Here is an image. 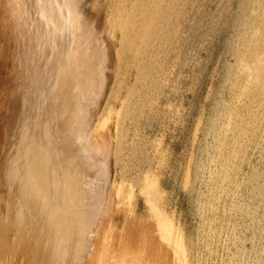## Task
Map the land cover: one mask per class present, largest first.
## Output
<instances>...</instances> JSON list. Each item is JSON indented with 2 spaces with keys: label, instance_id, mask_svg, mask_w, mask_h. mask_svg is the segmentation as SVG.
Instances as JSON below:
<instances>
[{
  "label": "rangeland",
  "instance_id": "1",
  "mask_svg": "<svg viewBox=\"0 0 264 264\" xmlns=\"http://www.w3.org/2000/svg\"><path fill=\"white\" fill-rule=\"evenodd\" d=\"M67 1L104 63L63 90L32 50L49 2L0 0V264H264V0ZM139 2L168 23L125 28Z\"/></svg>",
  "mask_w": 264,
  "mask_h": 264
},
{
  "label": "bare ground",
  "instance_id": "2",
  "mask_svg": "<svg viewBox=\"0 0 264 264\" xmlns=\"http://www.w3.org/2000/svg\"><path fill=\"white\" fill-rule=\"evenodd\" d=\"M24 1V0H23ZM48 2H49V4H46V6H45V9H44V15H43V20H41V24H39V25H41V27H39V29H38V31H36V33H34L35 35L33 36L34 37V39H32L31 38V43L33 44V42H34V44L35 43H37L36 45H33L34 47H32V48H30V49H32L33 51H35V53L34 54H38L39 56H41L42 57V61H40V60H38V61H40V63H41V65H42V68H43V72H44V75H45V80H46V86L48 85L47 84V82L48 81H50L53 85H56L57 87H59V89L62 87V89L64 90V89H66V86L68 85V83L69 82H73L74 83V81L76 80V79H79V78H81V75H84L83 74V72H84V70L86 69V72H89V70H90V72L92 71L93 72V70H98L99 72V74H101L100 73V69H102L103 67H102V64L104 63V60H103V56H101V55H99V53L100 52H102V51H100L101 49L99 48V49H97V47L95 48L93 45H92V36L94 35H91L90 33H88V31L86 32L85 30H87V28L84 30L83 29V27L84 26H86L85 25V23H84V25L82 26V24L83 23H81V20H80V18H77L76 17V15H75V10L73 11V10H70V8H69V5L67 4L69 1H67V0H60V2H61V5L64 7V10H63V8H61L60 9V11L61 12H63L66 16H64L63 17V21L62 22H60V20L59 19H57V13H56V10H55V5H54V7H53V5H52V0H47ZM58 1V0H57ZM37 2V1H36ZM146 2H147V0H146ZM164 2V1H163ZM35 3V2H34ZM40 3V2H39ZM135 3V2H134ZM137 3V2H136ZM145 3V2H144ZM42 4V3H41ZM58 4H60L59 2H58ZM163 4V3H162ZM4 5V4H3ZM24 5V4H23ZM138 8H137V6H136V8L137 9H135L134 7V9L135 10H139L138 12L136 11H134L135 13L132 15L133 17H131V20H129L130 21V24L128 25L127 24V26H125V28H128V26H132V27H138V26H140L141 25V28H143V31H144V33L146 34V32H148V36L150 35V33L151 34H153V33H155V32H157V31H160V29H161V27H160V25L158 26V22L159 23H164V22H167L168 20H167V17H163L162 18V16H160L158 13H157V17H153V15H154V13H152L149 17H150V19H149V22H147L146 24H144V20H146L147 18H144V16H147V13L146 12H150V10L149 11H147L146 10V6L144 7L143 6V4H141V2H139L138 4ZM160 5V4H159ZM166 5V4H165ZM22 6V5H21ZM68 6V8H66ZM162 6V5H161ZM144 7V8H143ZM170 7V6H169ZM3 8V7H2ZM38 8V7H37ZM41 8H42V6H41ZM66 8V9H65ZM163 8V7H162ZM10 9V8H9ZM14 8H12V9H10L11 11L13 10ZM39 9V8H38ZM149 9H152V11L154 12V10H153V8H149ZM156 9V8H155ZM172 9V8H171ZM40 10V9H39ZM157 10V9H156ZM41 12H42V10H40ZM10 12V11H9ZM13 12V11H12ZM17 12H19V11H17ZM36 12V11H35ZM125 12V11H124ZM133 12V11H132ZM164 12V11H163ZM167 12V11H166ZM169 12V11H168ZM116 13V12H115ZM20 14V13H19ZM121 14V13H120ZM129 14V13H128ZM135 14H136V16H135ZM165 14V13H164ZM169 14V13H168ZM172 14V13H171ZM11 15V14H10ZM13 15V14H12ZM29 15V14H28ZM37 15V14H36ZM42 15V14H41ZM149 15V14H148ZM16 16V15H15ZM26 16V15H25ZM40 16V15H39ZM80 16V15H79ZM78 16V17H79ZM121 16V15H120ZM172 16V15H171ZM17 17V16H16ZM116 17V16H115ZM25 18V17H24ZM119 18V17H118ZM118 18H116V20H115V22L117 21V19ZM144 19L143 20V24H144V26H142V23L140 24L139 22L140 21H138V20H142V19ZM122 19V18H121ZM17 20V19H16ZM15 20V21H16ZM123 20V19H122ZM121 20V21H122ZM127 20V19H126ZM169 20H170V18H169ZM14 21V20H13ZM14 21V22H15ZM121 21H120V23H121ZM128 21V22H129ZM21 22H22V18H21ZM119 22V21H118ZM117 22V23H118ZM123 23L125 22V21H122ZM138 22V23H137ZM17 23V22H16ZM168 23V22H167ZM167 23H165L166 25H168ZM112 24V23H111ZM16 25V24H15ZM22 25H25V24H23V22H22ZM117 25V24H116ZM164 25V24H163ZM166 25H164V26H166ZM170 25V24H169ZM21 27V26H20ZM24 27V26H23ZM91 27V26H90ZM117 27H119V25L117 26ZM163 27V26H162ZM89 28V27H88ZM122 28V27H121ZM120 28V30L121 31H123V32H126L127 30L125 29V28H123V29H121ZM131 28V27H130ZM140 27L138 28V31H140V29H141ZM170 29H171V27H169ZM20 30V29H19ZM89 30V29H88ZM130 30V29H129ZM128 30V31H129ZM131 30H132V28H131ZM167 30H168V28H167ZM166 30V31H167ZM21 31V30H20ZM163 31V30H162ZM91 32V31H90ZM122 32V33H123ZM132 32V31H131ZM134 32V31H133ZM168 32V31H167ZM170 32V31H169ZM15 33V32H14ZM17 34H18V32H16ZM161 33H163V32H161ZM90 34V35H89ZM124 34V39H125V33H123ZM126 34H127V32H126ZM136 34H138V33H136ZM166 34V33H165ZM33 35V34H32ZM31 35V36H32ZM37 35V36H36ZM129 35V34H128ZM134 35V34H133ZM152 36V35H151ZM150 36V37H151ZM161 36V35H160ZM159 36V37H160ZM26 37H27V35H26ZM123 37V36H122ZM128 36H126V40H124L125 42H127V41H129V39L127 38ZM143 37H144V35H143ZM156 37V36H155ZM165 37V36H164ZM28 38V37H27ZM21 39V38H20ZM142 39H147L146 37L145 38H142ZM161 39V38H160ZM15 40V39H14ZM29 40H30V37H29ZM28 40V41H29ZM93 40H96V39H93ZM131 40V39H130ZM144 40V42H146ZM153 40V39H152ZM157 40H159V38L157 39ZM163 40V39H162ZM27 41V42H28ZM97 41V40H96ZM140 41V40H139ZM154 41H156V40H154ZM26 42V43H27ZM24 43V42H23ZM97 43V42H96ZM134 43V42H133ZM132 43V44H133ZM139 43H141V42H139ZM143 43V42H142ZM151 43V42H150ZM157 43V42H156ZM155 43V44H156ZM162 43V42H161ZM127 44L129 45H127L128 47H130V44L127 42ZM135 44V43H134ZM154 44V43H153ZM160 44V43H159ZM96 45H98V44H96ZM140 45V44H139ZM144 45V44H143ZM161 45V44H160ZM28 46V45H27ZM29 46H31V44L29 45ZM132 46V45H131ZM146 47H147V45H145ZM149 46V45H148ZM155 46V45H154ZM132 47H134V45L132 46ZM141 47V46H140ZM152 47V46H151ZM22 48H23V46H22ZM22 48H20V49H22ZM90 48H93L92 50H91V53L89 54L88 53V50L90 49ZM139 48V47H138ZM144 48V47H143ZM155 48V47H154ZM119 49V48H118ZM126 49V48H125ZM134 49V48H133ZM133 49H131L130 50V52H132L133 53V56H134V59L136 60V57L140 54V52H139V49H137V50H135L134 52H133ZM152 49H153V47H152ZM26 50V49H25ZM144 50V49H143ZM23 51V49L22 50H20V52H22ZM100 51V52H99ZM145 51H146V49H145ZM24 52V51H23ZM143 52V51H142ZM147 52H149V51H147ZM102 53H104V52H102ZM23 55V53H20L19 54V57H20V55ZM31 56V55H30ZM97 56V58L98 59H95V57ZM105 56V55H104ZM131 56H132V54H131ZM139 57V56H138ZM150 57H151V55H150ZM21 58V57H20ZM19 58V59H20ZM30 59V58H29ZM95 59V60H94ZM142 59V58H141ZM22 60V59H21ZM26 60V59H25ZM33 60V59H32ZM32 60H30V61H32ZM98 60V62L97 63H95V64H93V62L95 61H97ZM143 61H145L144 59H142ZM149 60V59H148ZM154 60V59H153ZM34 61V60H33ZM21 62V61H20ZM27 62H29V61H27ZM97 64V65H96ZM143 63H141V65H140V63L139 62H136V69H137V71H140V72H142V70H141V67H143L144 65H142ZM150 65V64H149ZM146 66V65H145ZM138 67V68H137ZM93 69V70H92ZM38 70V69H37ZM41 70V69H40ZM40 70H39V72H40ZM38 72V73H39ZM37 73V74H38ZM97 73V74H98ZM41 74V73H40ZM43 74V73H42ZM41 74V75H42ZM98 74V75H99ZM88 75H89V73H88ZM24 76V75H23ZM35 76V75H34ZM85 76V75H84ZM87 76V75H86ZM96 76V75H95ZM37 77V76H36ZM42 77V76H41ZM44 77V76H43ZM97 77V76H96ZM32 78V77H31ZM86 78V77H85ZM98 78H101V75H99V77ZM97 78V79H98ZM42 79V78H41ZM74 79V80H73ZM82 79H84L83 77H82ZM90 79V78H89ZM146 79V78H145ZM33 80V79H32ZM85 80V79H84ZM95 80V79H94ZM99 80V79H98ZM150 80V79H149ZM19 81V80H18ZM87 81V80H86ZM93 81V80H92ZM100 81V80H99ZM102 81V80H101ZM35 82H37V81H35ZM76 82V81H75ZM51 83H50V85H48V86H52L51 85ZM73 83L71 84V85H73ZM99 83V82H98ZM60 84V85H59ZM75 84V83H74ZM76 84H77V82H76ZM78 84L79 85H81L80 83H79V81H78ZM85 83H83L81 86H83ZM97 84V83H96ZM117 84V83H116ZM141 84V83H140ZM43 85V84H42ZM87 85V84H86ZM94 85V84H93ZM47 86V87H48ZM56 86H53L54 88L56 87ZM74 86H76V85H74ZM78 86V85H77ZM49 87V88H50ZM56 87V89H58ZM117 87V86H116ZM52 88V87H51ZM76 88V87H75ZM78 88V87H77ZM83 89H84V86L82 87ZM85 88H86V86H85ZM88 88V87H87ZM93 88V87H92ZM95 88V87H94ZM99 88V87H98ZM148 88V87H147ZM68 89V88H67ZM83 89H82V91H83ZM86 90V89H85ZM96 90V89H95ZM113 90V89H112ZM81 91V90H80ZM87 91V90H86ZM93 91V90H92ZM97 91V90H96ZM131 91V90H130ZM129 91V92H130ZM58 92V91H57ZM73 92V91H72ZM79 92V91H78ZM91 92V91H90ZM128 92V93H129ZM132 92V91H131ZM43 93V92H42ZM67 93V92H66ZM70 93V92H69ZM69 93H67V94H69ZM81 93V92H80ZM137 93V92H136ZM82 94V93H81ZM91 94H92V92H91ZM97 94V93H96ZM31 95V94H30ZM54 94H52V96H53ZM60 95V94H59ZM90 95V94H89ZM65 96V95H64ZM69 96V95H68ZM67 96V97H68ZM79 96H81V95H79ZM128 96H130V93L128 94ZM53 97H55V95L53 96ZM52 97V98H53ZM82 97V96H81ZM84 97V96H83ZM32 98V97H31ZM34 99V98H33ZM41 99V98H40ZM65 99H66V96H65ZM140 99V98H139ZM53 100V99H52ZM68 100H70V99H68ZM68 100H66V101H68ZM78 100V99H77ZM78 101H80V100H78ZM77 101V102H78ZM143 101V100H142ZM51 102V101H50ZM62 102L64 103V101L62 100ZM127 102V100L125 101V103ZM62 103V104H63ZM75 102H73V105H76V103L74 104ZM46 104V103H45ZM50 104V103H49ZM51 104H52V102H51ZM141 104H142V102H141ZM60 105V104H59ZM65 105V104H64ZM67 105H69V102H68V104ZM66 105V106H67ZM124 106L123 107H125V104H123ZM140 105V104H139ZM52 107V106H51ZM50 107V108H51ZM59 107V106H58ZM69 107V106H68ZM122 107V106H121ZM123 107H122V109H123ZM128 107V106H127ZM136 107V106H135ZM137 107H138V105H137ZM141 107V106H140ZM140 107H138V108H140ZM53 108V107H52ZM74 108H75V106H74ZM126 108V107H125ZM124 108V109H125ZM49 109V108H48ZM54 109V108H53ZM52 109V110H53ZM71 110H73V106L71 105V108H70ZM55 110V111H54ZM53 111L56 113V109H54ZM61 110V109H60ZM148 110V109H147ZM49 112H51V110L49 111ZM81 112V111H80ZM133 112V111H132ZM143 112V111H142ZM59 113V112H58ZM74 113V112H73ZM73 113H71V114H73ZM120 113H121V110H120ZM137 113V112H136ZM123 114V113H122ZM32 115V114H31ZM53 115V114H52ZM121 115V114H120ZM133 115V114H132ZM50 116V115H49ZM54 116V115H53ZM57 117V116H56ZM105 117V116H104ZM64 118V117H63ZM67 118H70V116L68 115V117ZM34 119V118H33ZM76 119V118H75ZM125 119H126V115L125 114H123V116H122V118H119L118 119V121H117V127H118V129L120 128V131H121V127H122V124H124V121H125ZM63 122H62V124H61V134L63 133L64 134V132L67 130V127L69 126V120L66 122V120L64 119V120H62ZM75 121V120H74ZM79 121V120H78ZM81 121V120H80ZM79 121V122H80ZM102 121V120H101ZM31 122V121H30ZM75 123V122H74ZM83 123V122H82ZM81 123V124H82ZM86 123V122H85ZM97 123V122H96ZM71 124V123H70ZM73 124V123H72ZM71 124V125H72ZM87 124V123H86ZM99 124V123H98ZM85 125V124H84ZM83 125V126H84ZM80 126L81 125H79V127H77V128H79L80 129ZM82 126V127H83ZM100 126V125H99ZM101 126H103V125H101ZM50 128V127H49ZM73 128H75V131H76V127H73ZM85 128V127H84ZM78 129V130H79ZM94 129V128H93ZM58 130V133H59V129H57ZM77 130V131H78ZM82 130V129H81ZM74 132V130H71V132ZM92 131H94V130H92ZM56 132V131H55ZM54 132V133H55ZM69 132V131H68ZM46 133V132H45ZM62 134V135H63ZM106 134V133H105ZM56 135H57V133H56ZM55 135V136H56ZM104 136H106V135H104ZM57 137V136H56ZM55 137V138H56ZM74 137H75V135H74ZM117 137H118V140H121V132L120 133H118L117 134ZM65 139V140H64ZM64 139H62V141L64 140L65 142L68 140V138L66 137V138H64ZM74 140V139H73ZM103 140V139H102ZM105 141V140H104ZM68 142H69V140H68ZM119 142V144H120V141H118ZM50 143V142H49ZM25 144V143H24ZM65 146V149H69V148H72V147H70L69 146V144L67 143V144H65V145H63V147ZM71 146H73V145H71ZM28 147V146H27ZM121 147V146H120ZM52 148V147H51ZM27 149V148H26ZM73 149V148H72ZM121 149V148H120ZM24 150V149H23ZM50 150V149H49ZM74 150V149H73ZM38 151V150H37ZM63 151V150H62ZM66 152V151H65ZM33 153V152H32ZM50 153H52L51 151H50ZM34 154V153H33ZM47 154V153H46ZM66 154V153H65ZM75 154V153H74ZM78 154V153H77ZM22 155V154H21ZM68 154H66V156H67ZM76 155V154H75ZM74 155V156H75ZM44 156V155H43ZM74 156H72L71 158H73ZM48 158V157H47ZM44 159V158H43ZM46 159V158H45ZM49 159V158H48ZM47 159V160H48ZM51 159V158H50ZM89 159V158H88ZM21 160H22V157H21ZM33 160V159H32ZM38 160V159H37ZM30 161V160H29ZM35 161V160H34ZM39 161H42V159L40 160L39 159ZM44 161V160H43ZM51 161V160H50ZM65 161V160H64ZM31 162H33V161H31ZM38 162V161H37ZM36 162V163H37ZM29 163V162H28ZM35 163V164H36ZM40 163V162H39ZM38 163V164H39ZM44 163V162H43ZM66 163V162H65ZM21 164V163H20ZM40 164H42V163H40ZM40 164L38 165V166H40ZM25 165H26V163H25ZM24 165V166H25ZM74 165V164H73ZM21 166H22V164H21ZM28 165H26V167H27ZM38 166H37V168H38ZM36 167V166H35ZM34 167V168H35ZM41 167V166H40ZM51 167V166H50ZM54 167V166H53ZM33 168V169H34ZM37 168H35V169H37ZM45 168V167H44ZM23 169V168H22ZM31 169V168H30ZM33 169H32V171H33ZM50 169H53V168H50ZM57 169V168H56ZM44 170V169H43ZM46 170V169H45ZM23 171V170H22ZM37 171V173L39 172V170H36ZM28 172H30V171H28ZM34 172H35V170L33 171V176H35L36 177V175L34 174ZM43 173H44V171H42ZM41 172V173H42ZM66 172V171H65ZM31 173V172H30ZM55 172H54V169L52 170V171H50V178H49V181L50 182H52L51 184V187H58V185H57V181L59 180V179H57V181H56V177H55V174H54ZM67 173V172H66ZM66 173H63V175L64 174H66ZM14 174V173H13ZM24 174V173H23ZM40 174V173H39ZM39 174H37V176H39ZM62 173H60V175H61ZM18 175V174H17ZM29 175L30 174H28V177H29ZM41 175V174H40ZM42 175H44V174H42ZM41 175V176H42ZM63 175H61L62 177H63V187L65 188V191H63V193L62 194H64V196H63V199H64V201L62 202L63 204H65L66 206H68V204H69V200H68V198H67V195H68V193H70V190H69V188L71 187H69V182H68V179H67V177L66 176H63ZM13 176V175H12ZM32 176V177H33ZM58 177H60L59 175H57ZM21 178H23V180H24V177H22L21 176ZM37 178V177H36ZM35 178V179H36ZM39 178H45L44 176L43 177H39ZM48 178V177H47ZM69 178H70V176H69ZM144 178V177H143ZM142 178V179H143ZM146 178V177H145ZM20 180H22V179H20ZM26 180H28V179H26ZM146 180V179H145ZM37 181V180H36ZM45 181V180H44ZM60 181V180H59ZM62 181V180H61ZM70 181V180H69ZM143 181H144V179H143ZM147 181V180H146ZM149 181V180H148ZM28 181H26V183H27ZM25 183V184H26ZM30 183V182H29ZM41 183V182H40ZM61 183V184H62ZM43 184H45V183H43ZM59 184H60V182H59ZM60 184V185H61ZM138 184V183H137ZM33 185V184H32ZM146 185V184H145ZM148 185V184H147ZM146 185V186H147ZM28 186V185H27ZM32 187V186H31ZM51 187H49V188H51ZM61 187V186H60ZM63 187H61V188H63ZM69 187V188H68ZM73 187V186H72ZM148 187H150L149 185H148ZM42 188V187H41ZM147 188V187H146ZM145 188V189H146ZM78 189V188H77ZM27 190H28V188H27ZM46 190V189H45ZM148 190V189H147ZM151 190V189H150ZM29 191V190H28ZM67 191V192H66ZM76 191V190H75ZM48 192V191H47ZM149 192V191H148ZM148 192H146V193H148ZM141 193H142V190H141ZM34 195V194H33ZM70 195V194H69ZM62 196V195H61ZM69 197V196H68ZM62 198V197H61ZM67 198V199H66ZM32 199V198H31ZM38 200V199H37ZM75 201V200H74ZM74 203V202H73ZM65 205H63V207L65 206ZM70 206V205H69ZM68 206V207H69ZM72 206V205H71ZM70 206V207H71ZM74 206V205H73ZM67 207V208H68ZM73 209H75V208H73ZM71 210V209H70ZM77 211V210H76ZM68 213V212H67ZM75 214V213H74ZM69 216V215H68ZM58 227V226H57ZM59 229V228H58ZM231 262V261H230Z\"/></svg>",
  "mask_w": 264,
  "mask_h": 264
}]
</instances>
